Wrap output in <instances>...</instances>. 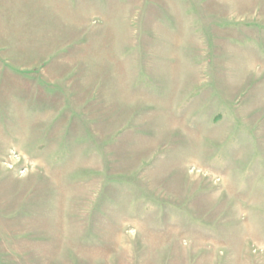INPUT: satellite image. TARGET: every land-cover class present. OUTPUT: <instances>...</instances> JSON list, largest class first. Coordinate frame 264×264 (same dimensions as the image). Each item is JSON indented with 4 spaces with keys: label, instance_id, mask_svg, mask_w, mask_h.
Listing matches in <instances>:
<instances>
[{
    "label": "rangeland",
    "instance_id": "374dc122",
    "mask_svg": "<svg viewBox=\"0 0 264 264\" xmlns=\"http://www.w3.org/2000/svg\"><path fill=\"white\" fill-rule=\"evenodd\" d=\"M0 264H264V0H0Z\"/></svg>",
    "mask_w": 264,
    "mask_h": 264
}]
</instances>
